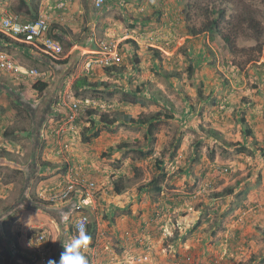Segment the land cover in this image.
Here are the masks:
<instances>
[{
    "label": "rangeland",
    "instance_id": "374dc122",
    "mask_svg": "<svg viewBox=\"0 0 264 264\" xmlns=\"http://www.w3.org/2000/svg\"><path fill=\"white\" fill-rule=\"evenodd\" d=\"M21 1L0 0V19H46L54 38L52 27L74 30L56 38L63 51L52 63L0 40V51L39 73L0 72V264L58 262L60 240L78 236L82 212L69 209L61 223L33 200L51 203L45 197L63 178L97 187L95 206L84 210L97 226L96 243L83 251L89 264H264V0ZM214 7L255 16L262 52L245 27L238 54L220 36L190 35ZM104 45L123 58L121 72L105 69L113 63ZM87 72L91 88H76ZM39 81L48 83L42 92ZM103 114L114 124L93 129ZM152 116L149 141L147 125L132 119ZM149 147L154 157L137 158L135 149ZM157 158L168 176L148 186ZM115 175L125 182L121 194ZM127 215L141 226L119 230ZM29 226L30 245L9 255L1 240L16 243Z\"/></svg>",
    "mask_w": 264,
    "mask_h": 264
},
{
    "label": "trees",
    "instance_id": "16d2710c",
    "mask_svg": "<svg viewBox=\"0 0 264 264\" xmlns=\"http://www.w3.org/2000/svg\"><path fill=\"white\" fill-rule=\"evenodd\" d=\"M27 0H22L21 3L23 6L27 7ZM188 7L190 8V5H188ZM199 16H203L205 19L202 22L201 26H196V25H191L189 27V32L190 35L192 36H201V35H206L207 33H210L212 38L216 37V36H220L222 41L224 42V44L226 45L227 49L230 52H233L234 54H238V52H240L241 50H244L243 48H240L237 40L239 38V36L241 35V30H242V34H243V27H245L246 30H251V37L257 42V44L252 47L253 49H258L259 52H262V44L260 43L261 37L263 36V29L260 26L259 21L257 20V18L255 16H253L252 14H248V13H243V14H238V15H233V14H228L227 10L222 8V9H217V7H214V9H212L209 13L207 12H201L199 14ZM51 30L53 32H55L56 34V38L60 39V41L62 42L63 38H65L66 36V31L69 32L70 34L73 32L72 28H67L65 26H62L60 24L57 25V27H52ZM65 31V32H64ZM52 35V32L50 33ZM58 35V36H57ZM55 36V35H54ZM0 40H5V41H10V42H14L17 46L22 47L28 51H31L33 53V55L37 58H44V60H47L48 62H59L58 60H56L55 56L51 53H47V51L45 50V47L39 43H31L29 45L20 42V41H12L10 39V37L1 34L0 35ZM128 42V41H127ZM252 49V50H253ZM34 50V51H33ZM40 54V55H38ZM123 58H120L118 61L113 62L112 65H110L109 67H105V69L107 70H115L116 73L121 72V70H119L117 67L120 66V64H122ZM252 61L254 59H251ZM257 59L254 60V62ZM69 61H63V63L67 64ZM166 74L168 75L169 73H167V71H165ZM193 72V71H192ZM90 72H87L86 75H84L83 77H81L80 79H77L75 81V87L76 88H86L87 90L89 88H91V83L89 82L90 79ZM48 86L47 82L44 81H39L37 83L34 84V89L37 90L38 92H42L46 89V87ZM89 86V87H88ZM201 90V89H200ZM134 103L136 101H133ZM213 102H216V100L214 99ZM167 117H172L171 115H168ZM155 119H159L156 118L154 116L149 117V118H139V119H132L133 123H137V124H141V125H147V139L152 140V132L154 130V128L156 127L154 125V120ZM94 120V119H92ZM103 122V124H105L106 126L110 127L111 125L114 124L115 120L114 119H107V116L105 114L101 115V119L99 120V122L96 123V121L94 120L93 123V129L95 128V126H97V124H101ZM55 130V129H54ZM98 130H95L93 132V136L89 135V137L86 138L87 141H92L94 140L96 137L99 136V132H97ZM248 133H250V129H247ZM128 144H124L123 146H126ZM119 148H124L121 145L119 146ZM137 151V158L140 159H147V158H152L155 156L156 154V150L154 147H149V149L145 150L142 148H137L135 149ZM156 158V157H155ZM156 167H157V175L152 179V181H150V183L148 184V186H151L153 184H156L159 180L166 179L168 176V171H163V159L161 158H157L156 159ZM44 166H47L46 163H44ZM113 188H114V193L115 194H121L124 189H125V182L124 179L119 177L118 175H115V177H113ZM154 189L158 192H161L163 190V188L161 186H154ZM228 192H233L232 189H229ZM216 197H221L222 195L220 193H215ZM34 201H36L35 203L40 204L41 206H43L44 208L50 210L53 213V216L55 217V219H58L61 223H63V219L64 215L66 213L69 212V209L72 208V204L66 205L64 207H55L53 205H50L51 203L44 201L42 199H33ZM43 205H42V204ZM96 229L97 226L96 224L93 223H88L87 224V228H86V233L91 237V244L94 245L96 243ZM69 238V236L65 237ZM90 257L88 258V264L90 262Z\"/></svg>",
    "mask_w": 264,
    "mask_h": 264
},
{
    "label": "built area",
    "instance_id": "2783aa9c",
    "mask_svg": "<svg viewBox=\"0 0 264 264\" xmlns=\"http://www.w3.org/2000/svg\"><path fill=\"white\" fill-rule=\"evenodd\" d=\"M104 0H97V5L101 6ZM49 23L46 19L39 18L35 21H22L16 15H6L0 19V35L10 36L27 45L31 43H39L45 47L47 53L59 55L63 51L60 41L49 33ZM103 50L110 55L107 62L118 61L121 57L117 50L111 45H104ZM15 71L23 72L31 76H37L39 73L36 69H25L16 64V61L10 57L6 52L0 51V72L14 73ZM74 110L79 109V104H74ZM65 179L58 184V190L53 191L45 197L51 203L70 202L72 210L80 211L83 215L77 217L75 221V228L78 235L81 230L86 231L87 217L84 214L86 208H92L96 204L97 187L94 181L86 182L83 179H69L64 184ZM54 190V189H53ZM75 194V196H74Z\"/></svg>",
    "mask_w": 264,
    "mask_h": 264
},
{
    "label": "clouds",
    "instance_id": "9594fccd",
    "mask_svg": "<svg viewBox=\"0 0 264 264\" xmlns=\"http://www.w3.org/2000/svg\"><path fill=\"white\" fill-rule=\"evenodd\" d=\"M39 237L38 240H42ZM91 242V237L83 230L80 234L72 239L67 245H63L64 251L60 254V259L57 262L54 259H49L47 264H88L87 258L83 254L87 245ZM41 243L37 244L39 246Z\"/></svg>",
    "mask_w": 264,
    "mask_h": 264
},
{
    "label": "crops",
    "instance_id": "0c3cea01",
    "mask_svg": "<svg viewBox=\"0 0 264 264\" xmlns=\"http://www.w3.org/2000/svg\"><path fill=\"white\" fill-rule=\"evenodd\" d=\"M2 226H4V225H2ZM137 226H141V222L137 223V220L136 219H131V217L129 215H127V216L122 217L119 220V227L120 228H118V229L119 230H126V231L127 230H131V229H135L136 230L137 228H135V227H137ZM0 228H2L1 225H0ZM30 228H31V226H29L28 229L27 228L26 229H23V231L26 232V233H24L23 231H21L22 232L21 234H17L16 235V237H15V239H17L16 240V243L15 242H12L10 240H6V239L1 240V242H3V241L4 242H7V245L10 244L11 247L9 249L7 248V252H8L9 255H13V253L14 254H20V253H18L20 249L23 250V251H25V249L27 248V246L30 245V241H29L28 234H27V232L30 230ZM9 229L11 230L12 228L9 226ZM17 231H19V230H17ZM13 235H14V229H13V232H12V236L10 237V234H8L7 237L12 239ZM242 235L243 236L245 235V229L242 231ZM234 236L237 239V235H234ZM63 239L64 238H62V240H60V242H59L60 247H63V245H66L65 243L67 241H64ZM216 244H217V242H216ZM23 248H25V249H23ZM189 248L193 252V247H189ZM10 253H12V254H10ZM97 254H98V252H96L94 255H97ZM184 254H185V252H184ZM201 264H202V262H201Z\"/></svg>",
    "mask_w": 264,
    "mask_h": 264
}]
</instances>
